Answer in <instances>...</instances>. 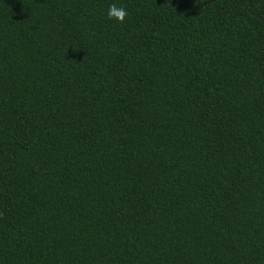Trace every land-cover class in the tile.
Masks as SVG:
<instances>
[{
	"label": "trees",
	"instance_id": "obj_1",
	"mask_svg": "<svg viewBox=\"0 0 264 264\" xmlns=\"http://www.w3.org/2000/svg\"><path fill=\"white\" fill-rule=\"evenodd\" d=\"M0 264H264V0H0Z\"/></svg>",
	"mask_w": 264,
	"mask_h": 264
},
{
	"label": "clouds",
	"instance_id": "obj_2",
	"mask_svg": "<svg viewBox=\"0 0 264 264\" xmlns=\"http://www.w3.org/2000/svg\"><path fill=\"white\" fill-rule=\"evenodd\" d=\"M128 16L127 9L117 3H112L109 5L107 10V17L110 20H114L123 23Z\"/></svg>",
	"mask_w": 264,
	"mask_h": 264
}]
</instances>
